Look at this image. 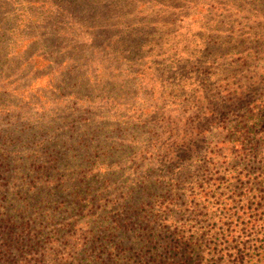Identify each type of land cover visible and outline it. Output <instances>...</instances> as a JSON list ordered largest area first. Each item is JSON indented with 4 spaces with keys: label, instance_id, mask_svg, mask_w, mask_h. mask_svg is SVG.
Here are the masks:
<instances>
[{
    "label": "rangeland",
    "instance_id": "rangeland-1",
    "mask_svg": "<svg viewBox=\"0 0 264 264\" xmlns=\"http://www.w3.org/2000/svg\"><path fill=\"white\" fill-rule=\"evenodd\" d=\"M3 155L10 165L0 172V217L30 221L18 236L25 260L55 264L63 252L52 241L64 240L63 226L81 245L100 205L112 219L119 196L141 187L130 194L137 201L146 182L154 197L145 212L166 206L156 219L171 226L161 241L172 239L174 224L199 235L206 224L234 229L236 237L244 227L228 243L238 253L249 218L234 227L232 211H264V0H0ZM50 178L62 191L32 207L30 195ZM82 178L89 202L78 209ZM201 191L212 195L206 208ZM220 208L227 215L219 220ZM133 212L122 210L130 225L114 236L125 245L138 234ZM83 251L71 264L88 263ZM115 253L102 264H115Z\"/></svg>",
    "mask_w": 264,
    "mask_h": 264
},
{
    "label": "trees",
    "instance_id": "trees-1",
    "mask_svg": "<svg viewBox=\"0 0 264 264\" xmlns=\"http://www.w3.org/2000/svg\"><path fill=\"white\" fill-rule=\"evenodd\" d=\"M9 165L10 162L7 156H0V172H4V168H7ZM38 170L40 169H37V171ZM24 179L25 177L23 180ZM48 180L49 181L46 182V187L44 188L43 192L40 187L39 189L33 191L32 195H30L32 199L29 198V200L34 202V205H31L32 207H39V204L44 201H48L50 203L52 201V196L56 197L58 192L62 191V183H57V181H55L56 179L52 178ZM86 180H83V178L79 179L81 183L76 185L74 191V205L75 207L77 206L78 209H81V206H83L84 203L89 202V197H84L85 195L90 194L89 185L86 187L84 184L89 183ZM151 187L152 184L146 182V186H143L144 192L141 193V198L137 199V201L130 200V194L133 190L141 187H132V189L124 194L122 198L119 196L118 200L113 203L116 204L115 208L118 209V211L115 212L117 213L116 216L112 215L113 220L109 215L106 214V209L102 208L104 204L100 205L99 208L101 209V214H99L98 217L91 222L92 227H89L88 230L85 231V234L89 236V239L88 241H83L81 245H78L77 241L80 239L78 236H76L77 233L75 231H71V229H65L63 226V230L62 228L60 230L62 231L61 237H64V240L57 241V239H55V241H52V244H55L56 247L58 246V248L61 249V252H63L60 255L61 257H56V260L59 261L55 262V264H71L74 250L79 246L80 248L84 249L83 255L87 256V264L105 263L103 260V255L108 252L107 256H110V254L112 255V251H116V261L112 259L115 261V264H191L193 262L198 264L199 262L206 259L208 260L214 256H218L221 259L225 258L227 260V264H264V211L262 213H258L257 215V212L252 214L245 213L244 211L240 212V209H236L234 212L231 208L226 209L227 212L232 211L231 216H233L237 222L234 224V227H236L238 223L242 224L244 216L249 218L245 222L246 228L248 227L250 230L248 233V238L242 243V247L238 253H232L233 250L228 246V243L233 241L231 238L235 239L238 236H245L246 234L244 227H241V229L236 228V237V232L234 229L233 231L223 229L222 232H215V230L212 228H207L208 226L206 224V226L201 228L203 231L199 235L191 229L193 228L191 225L188 226L185 223L188 226L187 229H184L186 226L184 225L183 229L176 230L177 225L174 224V226H172L173 229L170 231V233L173 235L172 239L168 241H161L160 236L162 229L168 224L166 221H164V224L161 225L160 223L162 220H159L158 222L156 219L159 218L160 210H166V206H164L163 209H160L163 204L158 203L156 205L158 208L153 210L156 211L154 214L146 213L144 208L141 207L145 204V200L153 199L154 194L151 190H149ZM2 189V184L0 183V191ZM80 190H83L85 193ZM201 192V196L205 199L204 202H206L205 205L203 204V208H206L210 204V198L212 195H210L207 191ZM20 193L21 191H18L19 195ZM197 196V193L191 194V200L195 198L197 199ZM259 198L260 203L262 197L260 196ZM54 203H57V201H54ZM58 205L59 209L64 208V201L61 200ZM220 205L224 206L226 204L218 203V206ZM16 206L14 205L13 208L17 209ZM198 206L199 204H195L196 208H198ZM123 209L134 211L133 213L135 217H138V220H140L137 228L138 234H135L133 238H130L132 240L129 241V245H125L122 242V239L114 238L117 232H121V230L125 231L130 225L129 221H125L121 217V212ZM255 210H257V208ZM109 212H111V210ZM47 213L46 220L52 222L54 214L50 212ZM206 213L207 210L204 214ZM215 213L218 214L219 220L223 217V215H227L223 208H220V212L215 211ZM16 217L17 215L12 213H8L6 217H0V235L3 237V241L8 242V245L6 242H3V247L5 248H0V252L2 253L0 255V260H4L5 263L8 260H14L12 261V264H37L36 260L32 261L31 259H24L25 256L23 257V253L26 245L22 243V239L18 238L20 233L25 231L26 227H31V223L28 221L27 224L16 225V223L13 221L16 219ZM241 217L242 222H238V219ZM96 225H100L102 228H96ZM22 226L23 228L20 231H16V228H20ZM168 227L171 226L168 225ZM167 230H169V228H167ZM206 234L210 236L208 239H205ZM35 235H38V233H35ZM219 236H221L220 239L222 241L216 240ZM29 238L30 240L32 239L31 237ZM33 241L34 240L32 239L31 242ZM10 247L14 248V251H11L13 253L8 251ZM56 247L53 248L54 256L57 252ZM129 252H132V254L128 255ZM93 253H97V255L94 256ZM11 254L13 255L12 257ZM17 258H19V260Z\"/></svg>",
    "mask_w": 264,
    "mask_h": 264
}]
</instances>
